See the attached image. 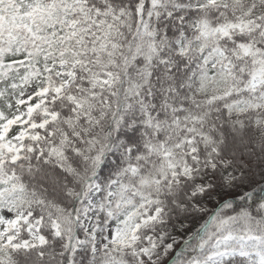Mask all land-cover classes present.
Here are the masks:
<instances>
[{
	"label": "snow or ice",
	"instance_id": "snow-or-ice-1",
	"mask_svg": "<svg viewBox=\"0 0 264 264\" xmlns=\"http://www.w3.org/2000/svg\"><path fill=\"white\" fill-rule=\"evenodd\" d=\"M0 264H264V0H0Z\"/></svg>",
	"mask_w": 264,
	"mask_h": 264
}]
</instances>
